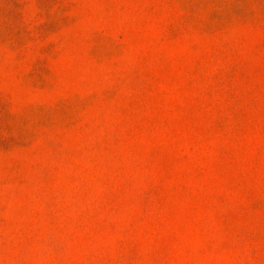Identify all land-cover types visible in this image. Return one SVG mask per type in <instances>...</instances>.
Listing matches in <instances>:
<instances>
[{
	"label": "rangeland",
	"instance_id": "obj_1",
	"mask_svg": "<svg viewBox=\"0 0 264 264\" xmlns=\"http://www.w3.org/2000/svg\"><path fill=\"white\" fill-rule=\"evenodd\" d=\"M0 264H264V0H0Z\"/></svg>",
	"mask_w": 264,
	"mask_h": 264
}]
</instances>
